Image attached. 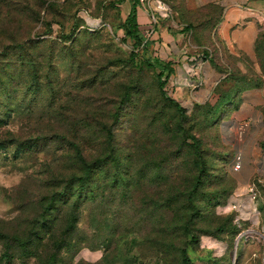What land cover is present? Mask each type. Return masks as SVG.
Wrapping results in <instances>:
<instances>
[{"label":"rangeland","instance_id":"1","mask_svg":"<svg viewBox=\"0 0 264 264\" xmlns=\"http://www.w3.org/2000/svg\"><path fill=\"white\" fill-rule=\"evenodd\" d=\"M146 2L171 33L196 5ZM129 7L0 0V264H264V183L234 195L218 100L187 104L170 79L183 115L166 100ZM254 53L264 74V31Z\"/></svg>","mask_w":264,"mask_h":264},{"label":"crops","instance_id":"2","mask_svg":"<svg viewBox=\"0 0 264 264\" xmlns=\"http://www.w3.org/2000/svg\"><path fill=\"white\" fill-rule=\"evenodd\" d=\"M191 8L182 25L187 29L176 34L160 21L149 25V11L138 9L139 30L147 47L158 50L156 58L169 62L174 94L187 104L224 102L215 128L232 166L234 157L240 158L239 169L232 170L234 195L255 202L256 183H264V74L254 53L258 32L264 31V0H196ZM149 10L160 20L166 16Z\"/></svg>","mask_w":264,"mask_h":264},{"label":"trees","instance_id":"3","mask_svg":"<svg viewBox=\"0 0 264 264\" xmlns=\"http://www.w3.org/2000/svg\"><path fill=\"white\" fill-rule=\"evenodd\" d=\"M127 1L130 4L129 11L124 20V26H125V32H126L127 39L130 42H132V45L134 48L141 47L142 49H146L147 41H144L141 35V32L139 30L138 20H137V12H138L137 9L139 5V0H127ZM146 64L152 68L158 69L157 81H158V88H159L160 93L166 98V100L171 105H173L176 108V110L181 115H183L184 110L180 106V103L176 99H174L171 95H168L165 91V86L173 73V70L169 62L165 63V62L158 60L156 57H150L146 61ZM222 102L219 103V100H218V106H219V112H220L218 121L223 117L225 113L224 106H222L224 105V102L223 103ZM182 257H183V263L189 264V260L184 250L182 251Z\"/></svg>","mask_w":264,"mask_h":264},{"label":"built area","instance_id":"4","mask_svg":"<svg viewBox=\"0 0 264 264\" xmlns=\"http://www.w3.org/2000/svg\"><path fill=\"white\" fill-rule=\"evenodd\" d=\"M145 0H139V3H144ZM159 4H157V7H156V10L154 9V12H166V9L164 7L161 6L160 2H158ZM157 20H156V17H155V14L151 15V20H150V24L151 25H154L156 24ZM152 34V31L150 33V31L146 34V37H149L150 35ZM239 161H240V158L239 156H235L234 157V164H233V169L234 170H238L239 167H240V164H239Z\"/></svg>","mask_w":264,"mask_h":264}]
</instances>
